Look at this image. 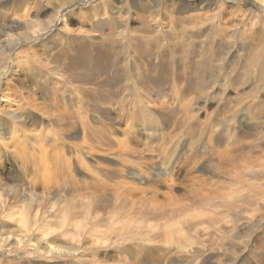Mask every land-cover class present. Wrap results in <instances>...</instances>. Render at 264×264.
<instances>
[{"label":"rangeland","instance_id":"374dc122","mask_svg":"<svg viewBox=\"0 0 264 264\" xmlns=\"http://www.w3.org/2000/svg\"><path fill=\"white\" fill-rule=\"evenodd\" d=\"M71 1L59 9L64 0H0V46L17 36L32 38L11 52L9 60L16 57L17 61L5 69L0 82V132L15 143L9 149L18 150L6 156L8 163H0V178L4 185L8 183L6 187L27 188L19 192L24 193L21 200L34 195L46 205L30 207L27 215L30 219L36 216L42 224L38 230L31 228L34 234H29L30 241L24 245L19 240L29 228H20L17 217L12 218L14 222L0 219L15 235L10 242L16 246L1 249L0 244V253L9 256L0 264H264V115L252 116L257 105L264 104V76L263 83L259 80L257 84L258 92L245 82L241 88L228 86L224 77L231 71L217 75L212 80L216 86L202 91L194 87L196 78L180 60L182 55L199 61L200 49L167 50L170 58L163 63L150 49L143 57L123 51V45L119 48L121 28L94 30L92 25L109 26V16L118 26H126L125 30L138 27L139 12L128 8L129 0H91L79 8L84 12L75 7L84 0ZM244 1H249L247 6L242 5ZM231 2L219 12L221 21L216 24L221 31L214 36L218 40H223L227 28L228 37L240 23L245 26L248 10L261 5L241 0V14L231 15V10H237V2ZM99 7L110 15L103 14L102 8L98 14ZM213 8L186 14L192 19L203 14L204 21L215 12ZM115 12L121 20H115ZM171 14L186 18L175 11ZM169 19L160 20L159 29L166 30ZM259 19L264 21V15ZM51 20L59 22L57 28L62 32L53 33L50 48L39 46L44 38L39 31ZM149 25L153 26L150 20ZM110 31L117 41L101 38ZM244 31L248 35L249 29ZM165 38L163 46L172 42L171 37ZM199 38L188 34L185 40L197 42ZM246 46L238 40L228 42L223 53L225 57L242 54ZM22 49L24 54L17 58ZM215 59L212 65L217 70L221 59ZM239 70L232 72L237 76ZM139 76L143 85H134ZM106 82L110 87L104 86ZM173 83L177 88H172ZM252 93L256 95L251 97ZM249 98L255 101L252 107ZM234 171L243 177H234ZM237 192L244 193L240 209L227 198ZM21 200L12 201L11 215L18 208V216L25 214L26 204ZM222 200L228 210L219 207ZM173 206L177 210L184 207V215L199 216L191 223L185 218L179 223L180 216L168 217L174 213ZM160 209L168 211L166 216L153 214ZM196 222L197 227L192 226ZM166 225L171 226L169 235L163 231ZM44 226L56 230L53 244L41 241ZM18 230L22 232L17 234Z\"/></svg>","mask_w":264,"mask_h":264},{"label":"bare ground","instance_id":"6f19581e","mask_svg":"<svg viewBox=\"0 0 264 264\" xmlns=\"http://www.w3.org/2000/svg\"><path fill=\"white\" fill-rule=\"evenodd\" d=\"M222 1V2H221ZM233 0H129V3H128V8H136L137 11L139 12V15H138V22H139V26L136 27V28H130L129 30H125V27H120L118 26L119 22H115V21H111L113 17H110L107 19L108 23H109V26H104V24H101L99 25L101 22L99 21V26H95V25H92L94 30L96 31V29L99 31H101V29H105V28H110V29H113V31L115 30V28H121L123 32L119 33L121 36H123V42H118V45H119V48H122L121 46L123 45L124 46V50L125 52H129L131 51V53H135V54H138L139 56H145L147 55L148 53V50L150 49L152 52H155L158 54V61H163V63H166L167 60L170 58L168 56V52L167 50H172L174 52H178V51H185V50H195V49H200V51L202 52V56H199L201 57V59L199 61H196L195 58H193L192 60H188L186 57H183L182 55L180 56V60L181 62L186 66L188 67L189 71V75H191L192 77H195L196 78V81H195V85L194 87H198L200 88V90L203 91V89L205 88H214L216 86V84L213 82L212 83V80H214L215 78H217L222 72H230L231 75H228V76H225L224 79H225V82L227 83L228 86L232 87L233 85H235L233 87V89H235L236 87L237 88H241L243 86V83L245 82V84H252V90H256L257 92L259 91L260 86H258L257 84H260L259 83V80L260 82L263 83V79H262V76H264V21H261V19H259V17L261 15H264V0H255L256 2H259L261 5L260 9H257V8H250L248 10V12L246 13V16H248L247 18V23L245 26H243L244 24L243 23H240V26L239 28L236 29V31H234L231 35H229L227 37V29H226V32L222 35L223 37V40L221 38H219V40L214 37V36H217V33L220 32V26H218L216 24V21L218 20V22L221 21V16L219 15V12L221 10L224 9V4L227 3V2H230V3H233L231 2ZM237 2L236 4V7H237V10H231L230 14L231 15H235V14H241V12H239V9H240V4L241 3V0H235ZM9 2V1H8ZM72 1L69 0H64V3H62V5L59 7V9L63 6H67V3H71ZM82 2V1H81ZM85 2V3H84ZM90 2V4L93 2L91 0H84L83 3H78L76 4V8H83V6L85 7L87 5V3ZM249 1H244L242 3V5L244 6H247V3ZM15 4V3H13ZM64 4V5H63ZM72 4V3H71ZM70 4V5H71ZM89 4V5H90ZM148 4V5H147ZM253 4V3H252ZM96 5V4H95ZM13 6V5H12ZM16 6V5H14ZM69 6V5H68ZM151 6V7H149ZM235 5H231L229 7H234ZM11 7V6H10ZM70 7H74V6H70ZM210 7H214L212 9V11H215L213 13H211L210 15L208 16H205V19L203 21L202 19V16L203 14L201 15H198L196 17H194L193 19L190 18V17H187L189 16L188 14L186 13H189V12H192V11H201L203 9H206V8H210ZM89 8V7H88ZM87 8V9H88ZM94 8V7H93ZM100 8L102 7H99L97 13L98 14H102L100 12ZM127 8V9H128ZM16 9V7H15ZM97 9V8H96ZM262 9V10H261ZM79 10H83L84 12V9H79ZM111 10V9H110ZM123 10V9H122ZM19 11V10H18ZM72 11V10H71ZM103 12V14L107 13V15L109 14L110 15V11H107L105 10V8H102L101 10ZM127 11V10H126ZM176 12L177 15H182V16H186V18H173L171 12ZM82 12V13H83ZM112 12V10H111ZM117 12L115 13H112L114 14V17H116V21L118 20H121V15L120 14H116ZM126 15V14H125ZM84 16V15H83ZM170 17L169 19V23L168 24V30H163V29H159V24L160 23V20L166 18V17ZM237 16V15H236ZM85 17V16H84ZM232 17V16H231ZM162 18V19H161ZM95 19V18H94ZM198 19L202 20L201 23H199ZM86 20V19H85ZM126 20V19H125ZM149 20L151 21V23H153V26L151 27L149 25ZM52 21V20H51ZM198 22L200 25L197 26V27H193L194 26V23L195 22ZM50 22V20L48 21V23ZM86 22V21H85ZM112 22V23H111ZM230 22V21H229ZM46 23V24H48ZM53 23V21H52ZM50 23V24H52ZM125 23V21H124ZM49 25H45L39 32H44L42 33L44 35V38H43V41H41L38 45L39 46H47L48 48H50V44L52 43V35H54L53 33L54 32H57V31H61L62 32V29H59L57 28V26L59 25V22L58 21H55L52 26ZM97 24V23H96ZM189 24L191 25L190 28H187L186 25ZM243 24V25H242ZM251 25V26H248ZM164 25V23H163ZM155 26V27H154ZM158 26V27H156ZM162 26V25H161ZM8 27V26H7ZM49 27V28H48ZM91 27V26H90ZM193 27V28H192ZM241 27H244L243 30ZM11 28V27H10ZM48 28V29H47ZM129 28V27H128ZM127 28V29H128ZM245 29H249V33L248 35L245 33ZM258 30V31H256ZM103 31V30H102ZM117 31V30H116ZM112 31H110V33L108 34H105V35H102L101 38H103L104 41H111V40H115L117 41V36L113 35L111 33ZM119 32V31H118ZM193 32V33H191ZM31 33V32H30ZM38 33V32H37ZM114 33V32H113ZM201 33V35H200ZM230 33V32H229ZM41 34V35H42ZM118 34V35H119ZM168 34V35H167ZM188 34H192L195 38H198L200 37L197 42H193V38L189 41H186L185 40V37H187ZM8 35V34H7ZM38 35V34H37ZM14 36V35H13ZM28 36V35H27ZM168 36V37H171L172 39V42H170L168 45L166 46H163L164 45V40L166 39L165 37ZM242 36V37H241ZM31 37V36H30ZM27 38L24 36V38H17L15 40H10L9 42L6 41L5 45L2 43V45L0 46V68H1V64H2V61H4L5 63V66L3 67V70H0V82L1 80L4 78V75H5V69L7 70V68L9 69V66H11L13 68V61H17L16 57H14V59H10L9 60V57L11 55V52H15L16 50V47L21 45V44H25L26 42L29 41V43H31V39L32 38ZM190 37V36H189ZM213 37V38H211ZM61 38V35H59V39ZM100 38V39H101ZM242 38H244V40L246 42H244L242 40ZM180 39V40H179ZM27 40V41H26ZM38 40V39H37ZM185 40V41H184ZM231 40V41H230ZM236 40H238L239 42L242 43L243 46L247 45L246 48H245V52L243 51L242 54H238V55H235L233 56V54H230L229 56L225 57V53H223V51L225 50H228V42H230L231 44H235L236 43ZM170 41V40H169ZM215 41V42H214ZM3 42V41H2ZM34 42V41H33ZM99 42V41H98ZM218 42V47L217 49L215 48L216 47V44ZM96 43V42H95ZM123 43V44H122ZM99 44L102 45V41L100 40ZM151 45L153 46L152 48L154 50L151 49ZM182 45V46H181ZM215 45V46H214ZM113 46V45H112ZM142 46V47H141ZM232 46V45H231ZM211 47H213L211 49ZM230 48V47H229ZM212 50V51H211ZM24 51L25 50H20L18 53H17V58H19L21 55L24 54ZM29 53H30V49L28 50ZM5 52V54L3 53ZM89 52V51H88ZM96 52V51H95ZM99 52V51H98ZM100 52L101 54H105V48L101 47L100 49ZM199 52V51H198ZM117 53V52H116ZM230 53V52H228ZM28 54V53H27ZM129 54V53H128ZM152 54V53H151ZM171 54V53H170ZM173 54V53H172ZM195 54V53H194ZM224 54V57L223 55ZM99 55V54H98ZM124 55V54H123ZM156 55V54H155ZM178 55V54H177ZM175 55V56H177ZM104 56V55H103ZM130 56L132 55H129V58ZM105 57V56H104ZM142 57V58H143ZM147 57V56H146ZM233 57H236L237 58V61L235 62V59H233ZM34 58V57H33ZM100 57H98L99 59ZM102 58V56H101ZM100 58V59H101ZM128 58V59H129ZM141 58V59H142ZM213 58H217L215 59L214 61H220V65L217 68V70L215 68H213V65H212V59ZM245 58L243 64H240V62L242 61V59ZM134 59H135V56H134ZM133 59V60H134ZM144 59V58H143ZM185 59H187L185 61ZM79 60V59H78ZM89 60V59H88ZM132 60V59H130ZM140 60V58H139ZM246 60H249L250 61V64L247 65L246 64ZM47 61V60H46ZM135 61V60H134ZM133 61V62H134ZM107 62V61H106ZM127 62V61H126ZM125 62V63H126ZM132 62V61H131ZM137 62V61H136ZM17 63L16 62L14 64V68H17ZM36 63V62H34ZM105 63V62H104ZM3 64V65H4ZM12 64V65H11ZM108 64V62H107ZM100 65V64H99ZM127 65V64H126ZM130 65V64H129ZM128 65V67H129ZM134 65V64H133ZM170 65V64H169ZM19 66V65H18ZM38 66V65H37ZM47 66V65H46ZM135 66V65H134ZM192 66H193V70H192ZM45 67V66H44ZM101 67V66H99ZM105 67H107L105 65ZM240 70L238 71L237 73V76H236V73H233L232 71H235L237 69ZM19 69V68H18ZM22 69V68H21ZM137 69V68H136ZM141 69V68H139ZM251 69H255L254 72L251 71ZM99 70V69H98ZM108 70V69H106ZM225 70V71H224ZM9 71V70H8ZM22 71V70H21ZM140 71V70H139ZM99 72V71H98ZM127 72V71H126ZM19 73V72H18ZM63 73V72H62ZM83 73V72H82ZM103 73V72H102ZM118 73V72H117ZM128 73V72H127ZM142 73V72H141ZM107 74V73H106ZM244 74L245 77L242 78L241 75ZM138 75H140V72H138ZM142 75V74H141ZM218 75V76H217ZM2 76V77H1ZM243 79L242 82H240V80ZM143 80V79H142ZM141 80L140 76L136 78V80H133V84L136 85L137 83L140 85H143V81ZM62 81V80H61ZM146 81V80H145ZM215 81V80H214ZM117 82V81H116ZM132 82V81H131ZM146 83V82H145ZM191 84L193 83L190 82ZM103 84V83H102ZM106 85H104L105 87H110L109 83L106 82L105 83ZM150 84V82H149ZM121 85V84H120ZM119 85V87H120ZM125 86H128L124 83ZM123 85V86H124ZM159 85V84H158ZM220 85V84H219ZM224 85V84H223ZM69 86V85H68ZM81 86V85H80ZM118 87V85H115ZM124 86V87H125ZM207 86V87H206ZM71 87V86H70ZM84 87V86H83ZM145 87V86H144ZM218 87V85H217ZM251 87V86H250ZM72 88V87H71ZM115 88V87H114ZM172 88H177V83L174 84L173 83V86ZM264 88V87H263ZM117 89V88H116ZM6 90V89H5ZM251 90V91H252ZM213 91V89H212ZM226 91V90H225ZM245 91V89H244ZM250 91V90H248ZM115 92V91H114ZM118 92V91H117ZM2 93V92H1ZM256 93V92H255ZM4 94V93H3ZM240 95V94H239ZM256 94H251V97H254ZM240 97V96H239ZM242 97V96H241ZM244 98V97H243ZM242 99V98H241ZM250 99V98H249ZM251 100V99H250ZM2 101V100H1ZM255 102V101H254ZM252 100H251V104L250 106L252 107L253 103H254ZM257 102V101H256ZM223 105V104H222ZM226 105V104H225ZM224 105V106H225ZM241 105V104H239ZM220 108V107H219ZM248 108V107H247ZM224 109V108H223ZM229 109V108H228ZM227 109V110H228ZM2 110V108H1ZM257 111H255L256 114L252 115L254 118H256L259 114L260 115H264V104H261V105H257V108H256ZM224 112V110H223ZM254 112V110H253ZM226 113V111H225ZM223 113V114H225ZM6 116V115H5ZM10 120H16V118L13 119V117H11ZM2 122V121H1ZM148 122V121H147ZM24 124V123H23ZM212 129V128H211ZM73 130V129H72ZM215 130H218V129H215ZM214 130V131H215ZM69 131V130H68ZM72 132V131H71ZM70 132V133H71ZM215 132H218V131H215ZM226 132V131H225ZM3 132H0V163L2 164V162L5 160V163L7 162L8 158L9 157H6L7 155L9 154H17L18 153V150L15 151L14 149H9L10 147L13 148L12 145H14L15 143L14 142H11L10 140H7L6 137H3ZM70 135V134H69ZM77 137V136H76ZM13 139V138H12ZM16 140H18L17 138H14ZM13 139V140H14ZM11 144H10V143ZM14 143V144H13ZM74 145V144H72ZM173 145V144H172ZM3 147H6V151L3 150ZM171 147V145H170ZM170 149V148H169ZM205 149V147H204ZM172 150V149H171ZM159 151V150H158ZM6 152V153H5ZM163 152V151H162ZM20 153V152H19ZM174 154V152H173ZM169 157V156H168ZM167 157V159H168ZM171 157V156H170ZM20 158V157H19ZM46 158V156H45ZM166 160V159H165ZM9 161V160H8ZM17 162V161H16ZM47 162V161H46ZM170 162V161H169ZM168 162V163H169ZM8 163V162H7ZM171 164V162H170ZM264 165V164H263ZM38 166V165H37ZM5 167V165H4ZM170 167V166H169ZM13 168V167H12ZM247 168V167H246ZM4 169V168H3ZM171 169V168H170ZM244 169V168H243ZM158 170V169H157ZM205 170V169H204ZM203 170V171H204ZM12 171V170H11ZM152 171V170H151ZM244 172H246V169L243 170ZM258 171H261L260 169ZM251 172H256L255 171H251ZM233 173V176H238V175H241L240 172H232ZM243 173V172H242ZM7 174V173H6ZM152 174V173H151ZM158 174V173H157ZM163 174V173H162ZM256 174V173H255ZM160 175H161V172H160ZM258 175V174H257ZM10 176V175H9ZM8 176V177H9ZM41 176V175H40ZM45 176V175H44ZM43 176V177H44ZM157 176V175H156ZM7 177V176H6ZM243 176L241 175V178ZM38 178V177H37ZM42 178V177H41ZM239 178V177H238ZM35 179V178H34ZM43 179V178H42ZM205 179V178H204ZM203 179V181H205ZM255 179V178H254ZM11 181V180H10ZM16 181V180H15ZM7 183V182H6ZM34 184V183H33ZM48 184V183H47ZM8 186V183L5 184ZM4 185V182L1 180L0 178V219L4 218V220H8V221H12L14 222V220L12 219L13 217H17L18 218V223L19 224V227L20 228H25L27 230V233L26 235L24 236H21L20 238V243H23L26 244L30 241V235L29 234H34V233H31V228L32 227H36V230H38L39 226L42 224L40 222H36L35 220V217L34 216L32 219H30V216L27 215V213H29L30 211V207H34V208H44L46 205L45 203L43 202V204L45 206H43L40 202L37 201V199L33 198L35 197L34 195H30L28 198L24 199V200H21L23 199L24 197V193L23 194H19V192H22V191H25L27 190V188L24 190V189H19V188H16L14 187V184L13 186H9V187H6ZM9 185H12V184H9ZM18 186V185H17ZM44 190V189H43ZM28 192V191H27ZM192 192V191H191ZM223 192V191H222ZM227 192V191H226ZM29 193V192H28ZM230 193V192H229ZM27 195V193H25ZM226 194V193H225ZM231 194V193H230ZM25 195V197H26ZM244 193L242 192L241 193H238L237 192V195L235 196H232L230 197L231 195H228L227 194V198L228 200H232L234 202V204L236 203L237 207L240 209L244 199H243V196ZM48 196V195H47ZM41 197V196H40ZM18 200V202H20V200L22 202H25L26 206L24 208V211H25V214L23 215H19L17 214V212L15 211H18L20 210L18 208V210H15L13 211V215H11L10 211L11 209L13 208H10L11 206V203L12 201H15V200ZM219 199V198H218ZM223 199V198H222ZM51 201V199H48L47 202L49 203ZM66 201V200H65ZM215 201V200H214ZM250 201V200H249ZM219 202V201H218ZM66 203V202H65ZM248 203V202H247ZM49 204H52V203H49ZM173 204V203H172ZM245 204V203H244ZM203 207H205L204 203L202 204ZM219 207L222 208V207H227V203L225 201H221L219 203ZM251 205V204H250ZM19 206V205H18ZM177 206V205H176ZM170 207L171 209L170 210H173V214H169L168 217L171 216H180L181 217V220L179 221L180 222H184L185 219L191 223V221L193 220H196L197 217L199 215H193L190 214V215H184L183 212H185L184 210V207L182 209H179L177 210L176 208L177 207ZM229 206V204H228ZM240 206V207H239ZM51 207V206H50ZM66 207V206H65ZM157 207V206H156ZM164 207V206H163ZM180 207V206H179ZM152 208V207H151ZM150 208V209H151ZM14 209V208H13ZM159 210V208H156L155 210ZM163 209V208H162ZM160 209V211H158L157 213H153V214H165L166 216V213L168 211L166 210H162ZM227 209V208H226ZM230 209V208H229ZM52 210V209H51ZM154 210V211H155ZM168 210V209H167ZM175 210V211H174ZM181 210H184V211H181ZM228 210V209H227ZM230 211V210H229ZM52 212V211H51ZM21 213V212H19ZM152 213V212H151ZM179 213L181 215H179ZM100 214V213H99ZM35 215V214H34ZM202 215V214H201ZM243 215V214H242ZM252 215V214H251ZM7 216H12L11 218H6ZM53 216V215H52ZM73 216V214H72ZM185 216V217H183ZM214 216V215H213ZM160 217V216H158ZM162 217V216H161ZM177 217V216H176ZM207 217V216H206ZM154 218V217H153ZM185 218V219H184ZM209 218V217H208ZM207 218V220H209ZM161 219V218H160ZM159 219V220H160ZM177 219V218H175ZM174 219V220H175ZM238 219V218H237ZM262 219V218H261ZM59 220V219H58ZM164 220V219H163ZM162 220V221H163ZM173 220V219H172ZM260 220V219H259ZM5 221V222H6ZM39 221H41V219L39 218ZM52 221H55V220H51ZM161 221V220H160ZM198 224H200V222L202 221L201 218H198ZM47 222V221H46ZM67 222V221H66ZM212 222V221H211ZM30 223H36L38 225H32ZM59 223V222H58ZM61 223V222H60ZM64 222H62L61 224H63ZM129 223V222H128ZM223 223V222H222ZM15 224V223H14ZM16 224V225H17ZM49 224V223H48ZM60 224V225H61ZM157 224V223H156ZM160 224V223H159ZM177 224V229L179 230V225L178 223ZM175 224V225H176ZM197 222L195 224H192V226L194 227H197L196 225H198ZM5 225V224H4ZM76 225V224H75ZM74 225V226H75ZM171 225V224H170ZM167 226L163 231H164V234L165 235H169L170 232H168V229L170 230L171 229V226ZM174 225V224H173ZM53 226V225H52ZM142 226V225H141ZM143 227V226H142ZM145 228L149 227V226H144ZM173 227V226H172ZM217 227V226H216ZM215 227V228H216ZM152 228V227H150ZM176 228V227H175ZM219 228V227H218ZM76 229V228H75ZM198 229V228H197ZM221 229V227H220ZM55 229H51L49 226H44V229L41 233L44 234V239L42 237L41 241H50L49 245L50 244H53V237L52 235L54 234V231ZM209 231V230H208ZM22 232L21 230H18L17 231V234ZM34 232V231H33ZM99 232V231H98ZM176 232V231H175ZM225 232V231H224ZM15 233V232H14ZM162 232H160L161 234ZM177 233V232H176ZM205 233V232H204ZM226 234V232H225ZM180 235V234H179ZM234 235V234H233ZM15 235H13L11 232H8V230L2 226L0 224V244L2 245L1 246V249L2 247H10L11 249H13V245L15 243H12L10 242V239H13ZM183 236V235H182ZM243 236V235H242ZM171 237V236H170ZM244 237V236H243ZM49 238V239H47ZM175 239V238H174ZM183 239V238H182ZM181 239V240H182ZM178 240V239H177ZM191 240V237L190 239ZM170 241V240H169ZM173 241V240H172ZM232 241V240H231ZM13 242V241H12ZM15 242V240H14ZM184 242H187L184 241ZM189 243V242H188ZM185 244V243H183ZM254 245V244H253ZM52 246V245H51ZM183 246V245H181ZM50 247V246H49ZM61 247V246H60ZM16 248V246L14 247ZM45 248V247H44ZM177 248V247H176ZM181 248V247H179ZM178 248V249H179ZM0 249V250H1ZM51 250V249H50ZM65 250V249H64ZM68 251V250H67ZM2 252V251H0ZM71 252V251H70ZM61 253V252H60ZM63 253V252H62ZM55 256V255H53ZM57 256V255H56ZM9 256L3 254V253H0V263H3L4 261H6V259H8ZM11 263V262H10ZM234 263V261H233ZM238 264V263H236Z\"/></svg>","mask_w":264,"mask_h":264}]
</instances>
